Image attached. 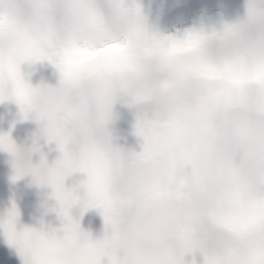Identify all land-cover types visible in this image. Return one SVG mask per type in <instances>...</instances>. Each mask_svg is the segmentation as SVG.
Wrapping results in <instances>:
<instances>
[{"label": "snow or ice", "instance_id": "6c2138e0", "mask_svg": "<svg viewBox=\"0 0 264 264\" xmlns=\"http://www.w3.org/2000/svg\"><path fill=\"white\" fill-rule=\"evenodd\" d=\"M41 58L58 69L55 86L38 89L22 75L21 61ZM162 73L187 93H170L163 117H137L140 152L113 145L106 123L116 94L143 101ZM0 81L10 84L0 99L13 97L24 114L34 109L59 148L51 165L41 155L25 168L51 185L60 233L17 231L15 205L0 217L24 264H100L101 256L107 264H195L183 259L195 249L202 264H264V193L179 212L140 164L161 138L209 134L249 113L264 115V0H249L245 18L219 31L182 37L150 31L139 6L122 0H110L107 11L95 0H0ZM0 148L21 175L7 133H0ZM73 171L84 173L82 193L64 185ZM77 201L100 209L102 237L91 238L69 214Z\"/></svg>", "mask_w": 264, "mask_h": 264}, {"label": "clouds", "instance_id": "9594fccd", "mask_svg": "<svg viewBox=\"0 0 264 264\" xmlns=\"http://www.w3.org/2000/svg\"><path fill=\"white\" fill-rule=\"evenodd\" d=\"M23 76L25 78L27 73ZM33 86L39 89L49 85L38 82ZM9 88L10 84L0 81V92ZM187 91L186 85L175 83L162 73L145 100H136L127 92L120 95L122 101L135 111L137 119L149 112L163 117L170 93L180 96ZM38 96L37 91L34 104ZM30 111L40 122L39 129L44 135L43 121L36 117L34 109ZM32 147L39 145L27 149L17 147V165L24 169L21 175L30 171L25 168V162L30 161L25 153L30 152ZM140 151L141 148L134 152ZM140 164L148 180L179 212L203 213L210 206L227 202L233 196L248 199L264 193V115L249 113L209 134L161 138L140 160ZM31 173L37 184L46 183Z\"/></svg>", "mask_w": 264, "mask_h": 264}, {"label": "rangeland", "instance_id": "374dc122", "mask_svg": "<svg viewBox=\"0 0 264 264\" xmlns=\"http://www.w3.org/2000/svg\"><path fill=\"white\" fill-rule=\"evenodd\" d=\"M110 0H95L103 11H107ZM125 5H138L144 17L145 24L150 31L162 35L182 37L187 31L198 30L205 33L219 31L226 23L243 20L247 13L249 0H122ZM22 75L32 85L38 82L55 86L59 80V71L47 58L34 61L24 60L19 65ZM15 99L11 96L0 99V133L14 135L25 120L18 114ZM34 118V114L27 120ZM110 142L126 152L139 151L142 146V137L136 132L135 111L125 104L118 92L111 106V117L106 123ZM26 149V148H25ZM33 165L39 162L34 150L25 153ZM9 170V172H8ZM81 180L84 173L74 171ZM33 176L31 171L16 176L13 167V157L0 158V217L6 210L15 205L17 215L14 226L17 231L24 227L39 229L41 215L31 211L25 205L24 196L32 187ZM79 192H83V187ZM73 205H82L80 201ZM107 231L106 226L96 228L90 237L98 239ZM107 257H100V264H107ZM184 261L194 260L195 264H202L203 255L200 250L185 252ZM0 264H24L16 247L7 241L0 229Z\"/></svg>", "mask_w": 264, "mask_h": 264}, {"label": "water", "instance_id": "95a60500", "mask_svg": "<svg viewBox=\"0 0 264 264\" xmlns=\"http://www.w3.org/2000/svg\"><path fill=\"white\" fill-rule=\"evenodd\" d=\"M21 113V111L19 110ZM32 111L27 112L31 113ZM40 122L35 120L24 123L19 130L16 137L11 138L14 143H22L26 146L39 145L37 148L45 162L49 165L53 163L55 158L59 155V148L55 140H49L40 132ZM7 152L6 149L0 148V155ZM65 187L80 189L79 180L74 174H69L64 178ZM27 203L31 209L39 210L42 212L41 230L55 229L57 234L60 233V225L62 223L61 214L59 212V205L54 195H52V187L47 183H40L35 185L27 197ZM69 214L73 218H78L79 226L82 230L88 232L91 228L100 224H105L104 218L98 207L87 208H72L69 209Z\"/></svg>", "mask_w": 264, "mask_h": 264}, {"label": "bare ground", "instance_id": "6f19581e", "mask_svg": "<svg viewBox=\"0 0 264 264\" xmlns=\"http://www.w3.org/2000/svg\"><path fill=\"white\" fill-rule=\"evenodd\" d=\"M39 229H40V225H39Z\"/></svg>", "mask_w": 264, "mask_h": 264}]
</instances>
